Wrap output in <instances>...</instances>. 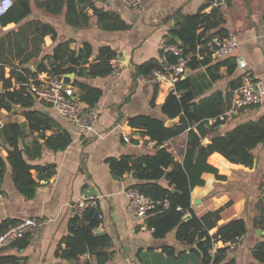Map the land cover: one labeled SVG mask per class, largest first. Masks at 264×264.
I'll use <instances>...</instances> for the list:
<instances>
[{"label":"crops","instance_id":"0c3cea01","mask_svg":"<svg viewBox=\"0 0 264 264\" xmlns=\"http://www.w3.org/2000/svg\"><path fill=\"white\" fill-rule=\"evenodd\" d=\"M42 1L45 0H31L30 13L21 22L17 24L10 22L4 26L0 24V37L6 36L10 30L17 32L24 28L20 40L28 42L29 49L33 51L34 45L31 42L34 35L33 21H40L50 24L56 32L55 40H52L50 34L43 36L41 51L39 50L43 55H50L57 42L68 40L70 50L79 49L84 42L91 44L92 53L86 67L94 61L99 48L103 45L115 49L117 56L112 60L114 70L104 77L78 76L76 72L68 77L67 82L72 86L75 79L102 90V95L94 107L97 121L93 131L86 132L76 127L49 106L48 108L40 103L36 105L59 124L57 129L45 130V135L49 136L55 134L57 130L64 129L70 134L71 143L63 151L57 152L43 147L41 156L30 161L33 164L56 165L55 173L50 176L44 173L37 175L35 170L30 171L38 182L35 194L30 199L25 198L16 189L12 181L11 168L7 164L0 187V223L4 219L17 222L25 218H34L42 221V225L36 238L31 239L28 236V244L24 248H18L11 243L0 251V256H15L18 262L24 261L26 264H199L201 258L194 252L195 243L186 244L178 241L175 238V229L157 238L153 235L154 229L149 228L144 222V217L132 219L126 214L127 198L123 191L126 188H134L137 180L131 172L114 176L109 160L127 155L132 158L139 157L153 148L155 141L143 135L140 129L130 127L127 118L149 115L163 119L166 124L167 118L165 119L161 113L160 105L168 93L173 91L174 85L168 80L156 81L152 73L138 74L136 67L151 59L165 60L166 55L171 54L163 55L159 45L170 43L169 30L175 27L173 14L179 17L198 12L209 13L214 0H142L138 10L127 6L122 0H87L77 5V9L84 7L89 16L88 24L79 26L65 21L64 4L60 5L57 11L55 6L47 8L42 5ZM95 9L116 13L128 27L104 29L97 22ZM220 9L222 16L218 27L223 28L227 34L233 33L237 37L240 43L239 50L215 59L208 56L210 47L208 40L197 44L196 57L202 60L208 56L210 63L191 69L186 77L190 78L195 101L220 91L226 109L231 103L235 89L242 84L245 76L264 83V0H226V5ZM200 30L202 28L198 31ZM211 30L214 31L216 28ZM9 46V41L4 39L0 53L18 65L19 59L13 56L18 49L13 47L14 43ZM178 49L181 52L179 47ZM228 57L234 59L233 72L228 73L227 66L223 64L218 68L220 77L211 80L207 67ZM34 59L28 60L25 66L30 68L32 65L35 66L39 59ZM30 61L31 65L28 64ZM49 62L50 60H45L46 64ZM154 84L158 85V91L152 105ZM236 84V87L231 86ZM74 89L77 97L78 87L74 86ZM36 101L42 102L37 98ZM0 111L3 112L4 119L0 126L10 122L27 123L20 112L21 108L14 112L3 109ZM261 117H264V99L258 106L243 108L238 115L227 119L215 133L223 135L240 123L258 120ZM177 119V117L171 119L172 123ZM193 125L195 127V124ZM25 128L28 131L26 125ZM187 133L185 130L163 143L179 162L183 159ZM124 135L129 136L131 141L126 142L123 139ZM31 142L32 137L29 134L22 139L20 145L29 146ZM0 146V155L6 156L10 147L4 144L1 135ZM252 152L254 162L251 167L230 163L231 167L224 173L208 161L217 168L218 174L225 176V179H217L215 174L204 172L202 174L204 185L195 186L191 190V207L199 216L230 202L231 204L225 206L220 213L221 219L218 223L239 214L244 218L250 217L249 222H246L247 232L234 248L229 249L225 259L234 258L235 264L256 263L251 250L264 239V230L255 223L260 211L257 204L262 190L260 185L264 181V142L258 144ZM86 194L95 197V208L98 214L102 215L98 218L95 233L107 235L108 240L98 249V255L84 253L75 258H64L60 253L68 247V238L72 236L71 203ZM196 199L198 203H195ZM257 228L261 232L256 233ZM222 245L218 242L215 248Z\"/></svg>","mask_w":264,"mask_h":264},{"label":"trees","instance_id":"16d2710c","mask_svg":"<svg viewBox=\"0 0 264 264\" xmlns=\"http://www.w3.org/2000/svg\"><path fill=\"white\" fill-rule=\"evenodd\" d=\"M30 1H13L12 7L0 17V24L4 26L10 22L16 24L21 22L30 13ZM86 1L45 0L41 4L47 8L51 5L55 6L57 11L60 5L64 4L65 21L68 24L79 26L88 24L89 16L84 11V7L77 9L78 4ZM94 13L97 22L104 29L116 30L128 27L116 13L101 9H95ZM221 16L220 6L212 7L209 13L198 12L179 15V17L173 14L175 27L169 30V42L177 45L183 56H189L188 68L196 69L210 63L208 56L202 60L196 57V46L209 40L211 34H227L223 28L218 27ZM33 24L34 35H32L31 42L34 45L35 53L29 49L28 42L20 40V34L24 28H20L17 32L10 30L6 36L0 37V47L4 43V39L9 41V47L12 43L15 44L13 47H17L18 52L13 56L19 59V64L15 65L8 60L7 56L0 53V82L2 84L0 110L11 112L13 105H19L20 112L27 122L26 124L10 122L0 126V135L3 137L4 144L10 147L6 156L0 155V187L7 164H9L16 189L27 199L33 197L38 186L31 170H35L37 175L44 173L46 176H50L56 171L54 163L42 165L33 164L30 161L41 156L43 147L57 152L63 151L71 143L70 134L64 129L57 130L55 134L49 136L45 135V130L57 129L59 124L44 110H39L36 107L38 103L47 107L50 105L43 101H36V97L27 89L29 80L41 72L53 76L76 72L78 76L104 77L114 70L112 60L117 56L115 49L109 45H103L99 48L94 61L89 67H86L92 53L91 44L84 42L79 49L70 50L68 40L57 42L50 55H43L40 52L43 36L50 34L52 40H55L56 32L48 23L33 21ZM200 28L202 30L198 31ZM212 28H216V30L213 31ZM209 30H211L210 33ZM175 37L179 42L175 40ZM26 40H28L27 37ZM31 58L39 59L35 70L25 66V63ZM47 59L50 60L49 64L45 63ZM177 60L178 57L171 53L166 55L165 60L151 59L137 65L136 71L142 75L151 74L153 70L162 69L166 64H173ZM223 64L227 66L228 73L233 72L235 62L233 57H228L207 67L211 80L220 77L218 68ZM7 66L9 73L5 76L4 70ZM64 79L69 81L68 77H64ZM190 84L189 77H180L174 84V91L169 92L160 105V111L165 119L178 118L171 125H166L161 118L149 115H136L127 118V124L130 127L140 129L143 135L155 141V144L150 151L139 157L132 158L127 155L121 156L119 159L111 158L109 166L114 176L131 172L137 180L133 187L145 195L153 199L163 197L169 199L168 208H158L144 216L146 225L154 229L155 237L161 238L175 229V238L178 241L186 244L195 243L194 252L201 258L199 264H235L234 258L225 259L229 251V244H238L247 232L245 218L239 214L223 223H218L221 219L220 213L225 206L231 204L230 202L216 210L197 215L191 207V190L195 186L204 185L205 181L202 178L204 172L215 174L217 179H225L224 175L218 174V170L222 173L228 172L231 164L251 167L254 162L252 150L264 142V117L240 123L223 135L217 134L215 133L216 127L208 124L207 119L216 116L224 109L225 100L222 93L216 91L195 101ZM73 85L78 87L77 98L79 101L86 107L94 109L102 95V90L75 79ZM231 86L236 87L237 84ZM157 91L158 85L154 84L152 105ZM25 125L28 131H26ZM185 130L188 132L187 142L183 159L179 162L163 146V143ZM29 134L32 137L31 144L21 146L20 142ZM205 137L209 139H205ZM208 161L213 163L218 170ZM257 204H259V200ZM258 209H260L259 206ZM15 222L12 219L2 220L0 231ZM98 222V211L95 207L87 208L82 218L73 216L70 220L72 236L68 238V247L62 250L60 256L75 258L84 253L98 255V249L103 247L108 240L107 235L95 233ZM255 223H258V226L264 230V212L259 211ZM218 242L223 245L212 251V247ZM13 243L18 248H24L28 244V236ZM251 253L256 260V263L252 264H264V239L254 246ZM16 262H18V258L15 256H0V264Z\"/></svg>","mask_w":264,"mask_h":264},{"label":"built area","instance_id":"2783aa9c","mask_svg":"<svg viewBox=\"0 0 264 264\" xmlns=\"http://www.w3.org/2000/svg\"><path fill=\"white\" fill-rule=\"evenodd\" d=\"M127 6L138 10L142 5V0H122ZM13 0H0V17L5 15L12 7ZM213 7L225 6L226 0H214ZM209 55L211 58H222L234 54L239 50L240 43L233 33L226 35L211 34L209 40ZM159 50L163 55L172 53L178 57L177 62L167 64L162 69H155L152 72L153 79L168 80L173 85L183 75L187 68L189 56L181 54L178 46L173 43H162ZM28 91L38 100L48 103L62 117L70 120L76 127L86 132L94 130L97 121V114L93 109L86 107L76 97L74 86L68 83L63 76H53L47 73H39L35 78L29 80L27 84ZM174 91V89H173ZM264 99V83L259 80L250 79L245 76L242 84L235 89L230 105L216 116L207 119L208 124L214 125L216 129L227 119L240 113L243 108L255 107L261 104ZM123 139L130 142L129 136L124 135ZM127 198L126 214L132 219L144 217L150 211L158 208H168L170 201L167 197L153 199L137 188H126L123 191ZM95 197L86 194L77 198L71 203L72 215L79 218L83 217L84 211L89 207H96ZM102 215L98 214V218ZM42 221L34 218L21 219L13 224L8 225L0 231V251L25 236L31 239L36 238ZM237 244H229L232 249ZM215 250V245L212 251ZM6 264H26L24 261Z\"/></svg>","mask_w":264,"mask_h":264},{"label":"water","instance_id":"95a60500","mask_svg":"<svg viewBox=\"0 0 264 264\" xmlns=\"http://www.w3.org/2000/svg\"><path fill=\"white\" fill-rule=\"evenodd\" d=\"M175 40L177 41L178 38L175 37ZM38 64H39V61H37V62L35 63V66H37ZM35 66H32L31 69H32V70H35ZM190 72H191V69L187 67V68L185 69V71H184V73H183V75H182L181 77L184 78V77L188 76ZM72 75H73V73H66V74H63L62 76H63V77H70V76H72ZM19 109H20V106H19V105H13V106H12V110H11V112L18 111ZM171 124H172L171 119H167V121H166V125H171ZM173 191H174V189H173ZM198 202H199L198 199H196V200H195V203H198ZM259 232H261V230H260L259 228H257V229H256V233H259Z\"/></svg>","mask_w":264,"mask_h":264},{"label":"rangeland","instance_id":"374dc122","mask_svg":"<svg viewBox=\"0 0 264 264\" xmlns=\"http://www.w3.org/2000/svg\"><path fill=\"white\" fill-rule=\"evenodd\" d=\"M32 61H30L28 64L31 65ZM33 66V65H32ZM20 68V67H19ZM8 69L9 68H5L4 70V73L6 74L5 76H7V74L9 73L8 72ZM0 90H1V82H0ZM50 107L52 108V106L50 105ZM94 110V109H93ZM4 119H3V112L0 111V123L3 122ZM0 149H1V146H0ZM263 183L264 181L261 183L260 187H261V196L259 197V204L258 206L260 207V212H264V187H263ZM246 222L250 220V217L248 216L247 218H245Z\"/></svg>","mask_w":264,"mask_h":264}]
</instances>
